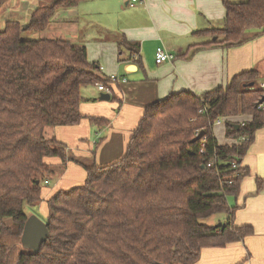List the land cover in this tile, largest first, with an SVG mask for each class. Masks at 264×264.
<instances>
[{"label":"trees","instance_id":"1","mask_svg":"<svg viewBox=\"0 0 264 264\" xmlns=\"http://www.w3.org/2000/svg\"><path fill=\"white\" fill-rule=\"evenodd\" d=\"M7 1L0 0V8ZM83 1L51 0L32 10L25 28L16 19L0 28V264H194L203 248L224 247L251 235V226L234 224L236 207L227 197L238 194L249 174L242 159L264 124V101L258 103L264 88L255 69L200 95L185 90L148 104L123 155L102 166L70 155L64 143L48 134L84 118L82 87L101 82L112 93L116 83L96 75L99 66L88 60L83 45L21 36L45 30L56 10ZM224 6L223 27L210 31L217 38L196 45L189 55L205 47H237L264 34V0H225ZM116 43L118 55L126 52L125 59L142 69L139 43L123 35ZM238 114L251 119L238 127L226 119L225 135L235 142L219 144L214 121ZM87 118L97 128L109 122ZM197 129L203 135L193 141ZM101 140L94 143L92 156ZM46 157L60 158L61 167L74 161L86 177L81 185L50 196L42 219L40 183L54 173ZM263 184L256 178L257 191ZM218 213L226 216L221 226L206 223ZM31 214L48 229L36 252L22 249L23 226Z\"/></svg>","mask_w":264,"mask_h":264},{"label":"crops","instance_id":"2","mask_svg":"<svg viewBox=\"0 0 264 264\" xmlns=\"http://www.w3.org/2000/svg\"><path fill=\"white\" fill-rule=\"evenodd\" d=\"M224 1L86 0L72 8L56 10L47 28L68 26L74 33L66 38L54 30L53 38L63 37L75 45L85 46L88 60L99 66L95 73L100 78L116 74L126 82L112 84L107 100L100 99V94L107 92L99 91L96 86L82 87L79 110L84 118L77 125L57 126L49 132L67 146L70 155L102 166L123 155L148 104L185 90L196 95L212 91L251 69L257 71L259 83L264 78V34L237 47L211 46L188 54L196 45L217 38L210 31L223 27ZM119 35L139 43L142 69L125 59L126 52L118 55ZM159 46L174 58L157 64L155 51ZM90 86L95 93L83 94L84 88ZM87 117H102L109 122L97 128ZM223 119L212 127L221 145L235 142L225 135V120L238 124L249 121L251 115L238 114ZM98 138L102 140L92 156L91 150ZM44 162L54 173L44 179L47 183L44 180L40 183L42 200L38 211L41 217H46V200L50 196L58 190L81 185L86 177L83 166L74 161L66 162L63 167L58 157H46ZM241 166L248 168L249 174L242 178L238 194L228 196L227 202L236 207L234 224L251 226L253 233L224 247L203 248L194 264H264V184L258 191L256 186V178L264 180V124L254 133ZM214 215H217L215 223L207 224L216 225L226 219L224 213Z\"/></svg>","mask_w":264,"mask_h":264},{"label":"rangeland","instance_id":"3","mask_svg":"<svg viewBox=\"0 0 264 264\" xmlns=\"http://www.w3.org/2000/svg\"><path fill=\"white\" fill-rule=\"evenodd\" d=\"M51 2V0H8L1 8H0V28L3 27V24L8 19H16L18 20L23 26L26 25L29 21L30 14L32 12L33 6H38L42 3ZM55 30L56 34H61V36L69 38L72 36L73 28L68 26H50L49 28L43 30V31H37L34 32L32 30L30 31H23L22 32V38L30 39L32 37L34 38H53ZM36 36V37H35ZM62 37V38H63ZM56 38V37H54ZM116 75V74H115ZM83 94L85 93H95L94 89L90 86L88 88H84ZM48 130V134H50ZM32 212V210L30 209ZM29 211V212H30ZM41 216V215H39ZM217 215L210 217L209 219L205 220L206 223H213L214 217ZM44 219V217H41ZM215 223V221H214ZM23 250H26V247L22 246ZM29 250V249H27Z\"/></svg>","mask_w":264,"mask_h":264},{"label":"water","instance_id":"4","mask_svg":"<svg viewBox=\"0 0 264 264\" xmlns=\"http://www.w3.org/2000/svg\"><path fill=\"white\" fill-rule=\"evenodd\" d=\"M26 25L23 26L25 28ZM110 98L108 93H101L100 99L107 100ZM264 101V94L260 98L258 103H262ZM235 127H238L237 124H234ZM203 132L200 131L192 140H198L202 137ZM222 223H217L216 226H221ZM48 237V229L46 223L42 221L38 216L35 214L29 215L27 220L24 223L22 234H21V241L22 245L29 249L31 252H36L40 248L43 242L46 241ZM159 264V263H157Z\"/></svg>","mask_w":264,"mask_h":264},{"label":"built area","instance_id":"5","mask_svg":"<svg viewBox=\"0 0 264 264\" xmlns=\"http://www.w3.org/2000/svg\"><path fill=\"white\" fill-rule=\"evenodd\" d=\"M133 2L135 1H138V0H132ZM174 58L173 54L168 52V50H166L163 46H159L156 48V51H155V62L157 64H161L165 61H169V60H172ZM107 81H110V82H117V83H124L126 82V79L124 77H119L115 74H110L107 76ZM95 86L96 88L99 90V91H102V92H107V93H110L109 89H108V86L104 85L103 83L101 82H96L95 83ZM259 87L260 88H264V78L259 82ZM199 113H202L203 112V109H199L198 111ZM223 118H217L214 123H213V126L215 124H219V123H222L223 122ZM200 130H196L195 131V135L199 134ZM205 144V137L202 138V142H201V148H200V153L202 154H205L206 151L204 150L203 146ZM212 160L208 161L207 162V165L210 166L212 164Z\"/></svg>","mask_w":264,"mask_h":264}]
</instances>
